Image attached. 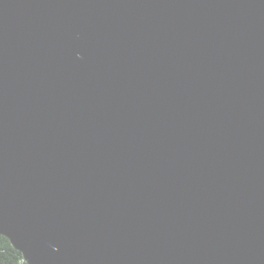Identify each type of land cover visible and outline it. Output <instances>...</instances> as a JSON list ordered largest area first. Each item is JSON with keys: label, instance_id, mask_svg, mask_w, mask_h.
Returning <instances> with one entry per match:
<instances>
[{"label": "water", "instance_id": "95a60500", "mask_svg": "<svg viewBox=\"0 0 264 264\" xmlns=\"http://www.w3.org/2000/svg\"><path fill=\"white\" fill-rule=\"evenodd\" d=\"M0 235L264 264V0H0Z\"/></svg>", "mask_w": 264, "mask_h": 264}, {"label": "trees", "instance_id": "16d2710c", "mask_svg": "<svg viewBox=\"0 0 264 264\" xmlns=\"http://www.w3.org/2000/svg\"><path fill=\"white\" fill-rule=\"evenodd\" d=\"M0 264H27L21 253L2 235H0Z\"/></svg>", "mask_w": 264, "mask_h": 264}]
</instances>
